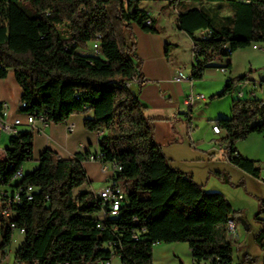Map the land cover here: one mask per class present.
Segmentation results:
<instances>
[{
  "label": "trees",
  "instance_id": "obj_1",
  "mask_svg": "<svg viewBox=\"0 0 264 264\" xmlns=\"http://www.w3.org/2000/svg\"><path fill=\"white\" fill-rule=\"evenodd\" d=\"M150 1L0 0V79L12 72L22 92L19 103L25 104H19L20 114L42 115L47 124L60 125L91 113L83 128L98 134L100 161L120 169L114 181L124 194L112 217L106 202L79 190L91 183L84 169L88 151L64 159L45 149L35 160L37 167L23 173L22 167L34 161V132L29 128L10 136L0 157V188L35 189L32 201L22 197L11 207L9 222L24 229L17 263L99 264L119 258L120 264H153L155 245L184 243L195 263L234 264L226 225L229 219L240 223L241 212L221 193L205 191L190 174L170 165L154 141L153 120L127 86L139 80L133 26L156 32L141 8ZM165 1L182 4L177 27L192 41L191 81H200L215 58L227 57L226 48L234 52L264 43V0ZM247 77L226 80L210 100L234 97L230 116L214 120L223 132L219 143L231 166L260 180L255 162L236 149L237 142L264 131V100L234 96ZM18 172L23 175L16 180ZM209 176L244 188L242 181L231 183L226 173ZM255 199L253 220L262 228L253 240L264 250V200ZM244 227L249 231L248 224ZM5 231L2 252L13 240V230ZM238 264L254 260L245 255Z\"/></svg>",
  "mask_w": 264,
  "mask_h": 264
},
{
  "label": "crops",
  "instance_id": "obj_2",
  "mask_svg": "<svg viewBox=\"0 0 264 264\" xmlns=\"http://www.w3.org/2000/svg\"><path fill=\"white\" fill-rule=\"evenodd\" d=\"M180 6L181 3L178 6L170 5L165 0H152L141 4L142 10L150 15L156 32L147 33L133 26L139 80L130 83L129 88L144 106L145 115L153 120L154 141L161 147L170 165L190 174L194 182L202 185L205 191L221 193L234 210L241 212L240 208L234 205H239L238 201L233 198H251L250 196L254 195L264 198L260 194L264 186L259 179L241 172L226 161L219 143L223 132L219 135L212 132L211 126L215 119L230 116V106L234 97L231 95L209 102L206 97L210 98L219 93L226 80L245 74L248 75L246 88L264 81V43L257 44L256 49L249 46L236 50L231 57L215 58L208 64L200 81L175 82L173 76L179 70L189 76L193 56L191 39L177 27V10ZM210 6L205 5V9ZM222 14L228 15V12L223 10ZM86 53L91 52L88 50ZM222 67L225 68V72H221ZM21 93L12 72H9L6 78L0 79V115L5 105L6 114L3 118L8 123L15 118L22 122L25 120L19 112ZM262 93L263 95L258 98L264 100V92ZM196 95L206 97L204 100L194 99L191 104H187L189 96ZM91 115V113L74 115L60 125L36 122L33 127L20 126L17 130L29 128L33 130L34 161L45 149L56 152L64 159L71 158L79 151L93 154L98 151L99 136L83 128V120ZM71 124L73 130L69 131L67 126ZM9 138L10 136L5 133L4 139L0 140V157L8 146ZM236 149L242 157L255 162V166L260 170L259 177L264 179V131L262 134H252L246 140L237 142ZM36 167L37 163L30 168L29 163H26L22 170L25 168L33 170ZM94 167H99L103 176L98 177L93 171ZM84 169L91 183L79 190L97 195L106 185L108 176L101 172V166L95 161H86ZM215 172L228 174L233 184L242 181L244 188L232 189L228 184L209 176ZM239 191L243 194L238 195ZM257 208L258 205L254 204L250 213L244 218L241 214V221L236 224V240L232 245L234 264H238L245 255H249L254 264H264V250L258 248L253 240L254 235L262 228L261 223L253 220ZM260 219L264 220V214ZM245 223L248 224L249 231H246ZM21 236L23 238V235ZM12 239L15 240L14 235ZM15 251L16 249H12L11 246L3 252L0 250V264H13ZM152 256L153 264H210L209 261L195 263L186 244L183 243L157 244L153 248ZM110 264H116V261L113 259Z\"/></svg>",
  "mask_w": 264,
  "mask_h": 264
},
{
  "label": "built area",
  "instance_id": "obj_3",
  "mask_svg": "<svg viewBox=\"0 0 264 264\" xmlns=\"http://www.w3.org/2000/svg\"><path fill=\"white\" fill-rule=\"evenodd\" d=\"M145 24L149 26L151 24L150 20H147ZM204 35L205 34L202 33L199 36L201 37ZM97 48H98L97 44L92 45V49L94 50V52L97 51ZM226 54L227 57H231L233 52L229 48H226ZM194 61H195V57L193 55L192 64L194 63ZM220 70L221 72H225V69L223 67L220 68ZM173 80L178 83L191 82L189 76L186 75L181 70L176 72V74L173 76ZM127 86L130 87V84H127ZM257 90H260V92H264V81L254 83L248 88L245 87V83L238 84L235 87L234 96L235 98L241 100L256 99L258 98V94L260 93L257 92ZM194 99L204 100L205 97L203 95L189 96V98L187 99V104H191V102ZM20 107L24 108L25 104L23 103L20 104ZM5 114L6 113H5V105H4L0 115V131L6 133L9 136H13L17 134L18 132L17 128L20 126L33 127L36 122L47 123L42 115H40L38 118L32 115H26L24 116L25 118L24 122H22L19 118H15L11 123H8L3 118ZM67 128L69 131H72L73 125L72 124L68 125ZM211 129L212 132L216 135L222 133L221 129L217 127L215 124H212ZM82 152L83 151H79L78 153H82ZM87 161L98 162L99 165L101 166V172L108 176L106 185L99 191V193L96 196L108 204L110 216L112 217L116 216L124 199V194L122 189L120 188L119 184H117L114 181L115 172L119 171L120 169L114 164L102 163L100 161V153L98 151L93 154L89 153ZM22 175H23L22 172H18L15 177L16 180L21 179ZM260 181L264 182V179L262 178L260 179ZM34 192L35 189L31 186H26V187L22 186L15 189L13 188L12 190H10L9 188H0V241L3 232L7 228L13 230V235L15 232H17L19 235L24 234V229H18L15 227L14 223L9 222L12 216L11 207L20 204L22 202V197H24L26 201H32ZM235 229H236V224L232 220H230V233H232V245L235 243L236 240ZM13 264H19V263L15 261ZM99 264H110V262L99 263Z\"/></svg>",
  "mask_w": 264,
  "mask_h": 264
},
{
  "label": "rangeland",
  "instance_id": "obj_4",
  "mask_svg": "<svg viewBox=\"0 0 264 264\" xmlns=\"http://www.w3.org/2000/svg\"><path fill=\"white\" fill-rule=\"evenodd\" d=\"M257 92H260V90H257ZM261 95H263V93L262 92H260L259 94H258V96L260 97ZM206 97V96H205ZM206 99H207V102H209V100H210V98L209 97H206ZM211 101V100H210ZM214 101V100H213ZM4 135H5V133L4 132H2V131H0V140L2 141L3 139H4ZM7 136H9V135H7ZM241 142V141H240ZM3 152V151H2ZM29 163V168L31 167V166H33L35 163H37V162H35V161H32V162H28ZM23 172H25V173H27V171H31V170H27V168H25L24 170H22ZM93 171H95L96 172V175L98 176V177H101V176H103V175H101V173H100V170H99V167H94V170ZM260 179H261V177H260ZM261 184H262V186H264V183L263 182H261ZM231 187V186H230ZM232 188V187H231ZM238 188H241V187H238ZM238 188H232V189H238ZM240 193L238 194V193H234V194H238V195H240V194H243L242 193V191H239ZM260 194L264 197V188L263 189H261V191H260ZM256 195H254V196H250L251 198H247V197H245V198H243V199H241V198H233V199H235V200H237L238 201V203H239V205L238 204H234L235 205V207L236 208H240V210H241V214H242V216L241 217H245V215H248L249 213H250V211L252 210V208H253V205L254 204H256L257 205V201H256V199L255 198H259V199H262V200H264V198H261V197H259V196H256ZM232 201V200H231ZM235 231H237V228H236V230ZM14 239L15 240H12V242H11V247H12V249H17L18 248V246H19V244L22 242V236L21 235H19L17 232H15L14 233ZM184 244V243H183ZM187 246V245H186ZM251 251V250H250ZM114 260L116 261V264H120L119 263V260L118 259H116V258H114ZM181 262L183 261V260H180Z\"/></svg>",
  "mask_w": 264,
  "mask_h": 264
},
{
  "label": "bare ground",
  "instance_id": "obj_5",
  "mask_svg": "<svg viewBox=\"0 0 264 264\" xmlns=\"http://www.w3.org/2000/svg\"><path fill=\"white\" fill-rule=\"evenodd\" d=\"M252 48L253 49L256 48V45L255 46H252ZM226 230H227V240L231 244L232 243V233H230V219L227 222Z\"/></svg>",
  "mask_w": 264,
  "mask_h": 264
}]
</instances>
